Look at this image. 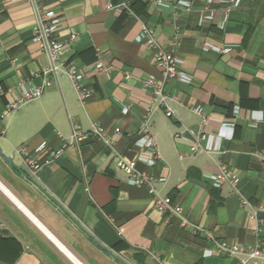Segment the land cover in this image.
Instances as JSON below:
<instances>
[{"label": "crops", "instance_id": "crops-1", "mask_svg": "<svg viewBox=\"0 0 264 264\" xmlns=\"http://www.w3.org/2000/svg\"><path fill=\"white\" fill-rule=\"evenodd\" d=\"M122 4L134 14L108 9ZM230 7L208 0H0V146L14 164L0 155V264H239L205 257L211 243L161 214L148 191L129 185L116 167L115 151L129 160L150 158L136 146L155 105L142 81L160 72L154 52L136 42L142 24L168 52L179 38L176 53L192 81L168 83L174 117L160 109L150 122L160 159L138 169L164 179L156 184L160 194L214 239L252 247L259 231L264 249V210L253 218L264 209V0ZM38 12L54 14L56 38L66 44L56 75L45 74L51 60L34 41ZM206 44L232 50L205 52ZM98 62L112 67L109 76L96 70ZM61 65L83 76L85 104ZM46 80L52 86L39 100L7 113ZM195 108L212 119L207 126ZM232 123L233 131L223 125ZM94 124L111 135L121 130L115 151L94 139L71 145L74 129ZM27 158L41 165L36 175ZM220 164L239 178L237 191L208 180ZM244 199L251 207H242Z\"/></svg>", "mask_w": 264, "mask_h": 264}, {"label": "built area", "instance_id": "built-area-1", "mask_svg": "<svg viewBox=\"0 0 264 264\" xmlns=\"http://www.w3.org/2000/svg\"><path fill=\"white\" fill-rule=\"evenodd\" d=\"M34 1V0H32ZM213 1L228 2L230 3V8H237L240 6L243 0H208L211 4ZM188 11L191 10V4L183 3ZM109 10H115L119 14L128 13L133 15L129 4H122L119 6H108ZM39 25L34 35V41L40 44L41 48L47 53L51 60V67L45 73L46 75L54 74L60 70L57 66L60 61L66 44L60 42L56 38V30L58 20L52 13H41L38 12ZM213 16L202 17L204 20H212ZM76 35L72 34L71 40H75ZM179 38L176 37L172 43L173 50L168 52L162 48L154 36V31L151 27L146 24H142L141 31L136 37V42L147 46L150 50L154 52V59L157 69L160 72V78L156 76H148L142 81L144 90L150 91L154 95L155 105L147 109V113L144 117L139 135L140 138L136 141V146L140 150H144L150 154L149 159L137 158L135 160H129L126 157L115 151V137L121 136V130L116 129L114 134H108L104 128L99 124H94L91 130L81 131L74 129L71 136V145L74 147H79L83 143L94 139L102 143L111 151H115V162L116 167L122 173L125 174L127 182L129 185L136 188H144L148 191L152 203L155 208L163 215H171L179 218L182 222L183 228L193 234L194 236H200L209 241L212 245V249H208L205 252V257H229L237 258L239 264H258L259 261L264 259V249L261 240V235L259 231L256 235V242L252 247H246L238 243H231L228 241H219L214 239L207 231H205L200 226L191 223L184 216L183 208L179 205H174L170 198L163 197L160 192L156 189V184L163 182L164 179H157L149 173L142 172L138 169L140 163L146 164L150 167L156 165L157 161L160 159V154L158 151L156 139L151 132L150 122L151 118L157 110L163 109L165 116L168 119L174 117V109L172 104L175 102V98L169 95L167 92V85L171 80H178L185 84L191 83V78L182 70L184 61L177 55L176 48ZM205 52L214 51L221 54H226L231 52L232 48H217L206 44L204 49ZM96 70L100 74L110 75L112 72V67L105 66L102 62H98L95 65ZM62 73L65 77L69 79L72 83L79 102L83 105L89 97V92L83 87L82 80L83 76L78 72V70L73 65H61ZM126 79L130 80L131 76L126 75ZM52 86V83L48 80L45 81L43 86L38 88H32L25 90L23 95L18 99L13 101L7 107V113L19 110L22 106L39 100L44 92ZM124 114L128 113V108L123 110ZM193 113L201 118V123L203 126H207L212 119L207 116L204 111L200 108L193 109ZM240 114V109L237 107L233 111V117L237 119ZM225 127L234 130L235 124H228ZM206 137L201 135L198 138V142L204 140ZM25 156H27L24 150L21 151ZM58 154H54L57 157ZM27 165L29 171L36 175L41 170V165L31 159L27 158ZM219 173L216 176H210L208 180L212 183L215 189H220L224 184H230L235 191L238 190L240 183L239 178L232 174L231 171L224 165H219ZM242 207H251V203L247 200H242ZM263 208L253 211V218H259L260 213Z\"/></svg>", "mask_w": 264, "mask_h": 264}, {"label": "water", "instance_id": "water-1", "mask_svg": "<svg viewBox=\"0 0 264 264\" xmlns=\"http://www.w3.org/2000/svg\"><path fill=\"white\" fill-rule=\"evenodd\" d=\"M0 155H1V157L5 160L6 164H8L9 166L14 167V164H13V162H12V158L7 157V156L3 153V150H2V148H1V146H0Z\"/></svg>", "mask_w": 264, "mask_h": 264}]
</instances>
